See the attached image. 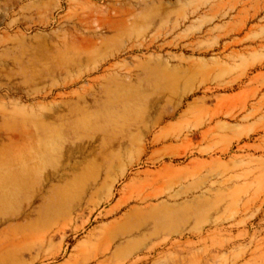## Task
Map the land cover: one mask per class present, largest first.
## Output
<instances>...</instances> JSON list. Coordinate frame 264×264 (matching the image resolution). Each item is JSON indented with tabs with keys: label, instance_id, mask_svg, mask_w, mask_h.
I'll list each match as a JSON object with an SVG mask.
<instances>
[{
	"label": "rangeland",
	"instance_id": "374dc122",
	"mask_svg": "<svg viewBox=\"0 0 264 264\" xmlns=\"http://www.w3.org/2000/svg\"><path fill=\"white\" fill-rule=\"evenodd\" d=\"M0 264H264V0H0Z\"/></svg>",
	"mask_w": 264,
	"mask_h": 264
}]
</instances>
